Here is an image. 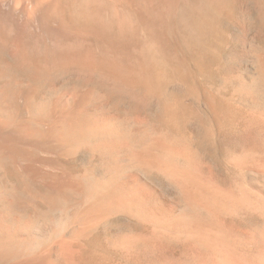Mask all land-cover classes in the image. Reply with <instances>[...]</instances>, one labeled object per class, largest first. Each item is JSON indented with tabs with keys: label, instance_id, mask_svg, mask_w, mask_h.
<instances>
[{
	"label": "bare ground",
	"instance_id": "obj_1",
	"mask_svg": "<svg viewBox=\"0 0 264 264\" xmlns=\"http://www.w3.org/2000/svg\"><path fill=\"white\" fill-rule=\"evenodd\" d=\"M250 2L264 26V0ZM233 9V0H0V264H54L55 239L63 264H81L83 240L115 214L151 226L117 241L139 262L264 264V138L228 147L227 179L183 130L181 101L157 118L95 106L103 88L148 104L192 65L264 121V47L255 72L214 61ZM70 66L82 75L51 86ZM153 173L167 191L146 181Z\"/></svg>",
	"mask_w": 264,
	"mask_h": 264
},
{
	"label": "rangeland",
	"instance_id": "obj_2",
	"mask_svg": "<svg viewBox=\"0 0 264 264\" xmlns=\"http://www.w3.org/2000/svg\"><path fill=\"white\" fill-rule=\"evenodd\" d=\"M233 5L231 16L223 21L217 38L215 37L212 41V44L215 42L212 50H214V59L217 58L214 60L216 68L220 67L222 70L230 68L235 72H255L254 49L264 47V26L259 21L250 0H233ZM170 39L172 45L176 44V37ZM9 51L11 53L12 48ZM77 69L75 66L67 67L62 71L63 73L51 80V86L54 85L56 89L66 86L82 75ZM189 70L184 80L179 78L167 80L163 95L151 99V104L121 100L103 88L96 98L95 106L108 108L119 114L129 113L137 118H157L160 106L176 99L181 101L183 106L187 107L184 112L183 130L195 140L199 148L205 151L206 162L214 167L218 175L232 179L235 176V170L225 161L228 147L235 144L250 145L254 139H263L264 121L257 119L247 103H242L234 96L232 88L220 86V76L213 77V75L194 72L192 65H189ZM86 79L93 80V76L88 74ZM162 121L166 127L179 131L180 128L176 124L164 119ZM208 127L212 132L209 141L205 138ZM81 155L73 160L77 170H82L84 167L85 156L83 153ZM144 177L154 187L164 191L170 188V184L160 174L153 173ZM167 199L172 201L173 197L168 195ZM150 229L151 226L133 217L115 214L108 219L107 228L98 230L97 235L93 234V237L83 240V243L86 242L87 245L84 244V253L82 252L84 255L79 260H83L81 264H146L139 262L132 254L121 249L117 241L121 235L128 232L149 233ZM59 241L55 239L54 243H51L53 246H51V253L54 251L53 262L63 264ZM167 242L177 247L179 251L183 250L179 243L170 239ZM72 245L76 249V243L72 242Z\"/></svg>",
	"mask_w": 264,
	"mask_h": 264
}]
</instances>
